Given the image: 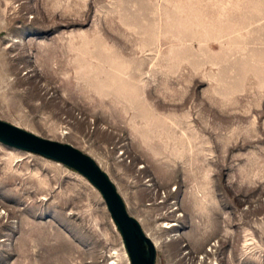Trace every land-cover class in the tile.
<instances>
[{"label": "rangeland", "instance_id": "rangeland-1", "mask_svg": "<svg viewBox=\"0 0 264 264\" xmlns=\"http://www.w3.org/2000/svg\"><path fill=\"white\" fill-rule=\"evenodd\" d=\"M0 118L90 154L155 264H264V0H0ZM0 264L130 260L84 175L0 142Z\"/></svg>", "mask_w": 264, "mask_h": 264}, {"label": "water", "instance_id": "water-1", "mask_svg": "<svg viewBox=\"0 0 264 264\" xmlns=\"http://www.w3.org/2000/svg\"><path fill=\"white\" fill-rule=\"evenodd\" d=\"M0 142L60 161L84 175L102 194L119 229L130 264H155L156 245L132 215L108 173L88 153L71 143L52 139L0 118Z\"/></svg>", "mask_w": 264, "mask_h": 264}, {"label": "bare ground", "instance_id": "bare-ground-1", "mask_svg": "<svg viewBox=\"0 0 264 264\" xmlns=\"http://www.w3.org/2000/svg\"><path fill=\"white\" fill-rule=\"evenodd\" d=\"M154 243H155V242H154ZM194 257H195V256H194ZM192 258H193V255H192ZM192 258H191V259H192Z\"/></svg>", "mask_w": 264, "mask_h": 264}]
</instances>
